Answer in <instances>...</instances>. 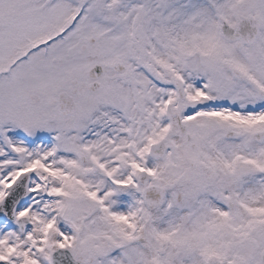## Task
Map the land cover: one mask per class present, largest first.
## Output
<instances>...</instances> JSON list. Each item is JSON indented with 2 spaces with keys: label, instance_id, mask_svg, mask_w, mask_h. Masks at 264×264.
<instances>
[{
  "label": "snow or ice",
  "instance_id": "snow-or-ice-1",
  "mask_svg": "<svg viewBox=\"0 0 264 264\" xmlns=\"http://www.w3.org/2000/svg\"><path fill=\"white\" fill-rule=\"evenodd\" d=\"M0 264H264V0H0Z\"/></svg>",
  "mask_w": 264,
  "mask_h": 264
}]
</instances>
